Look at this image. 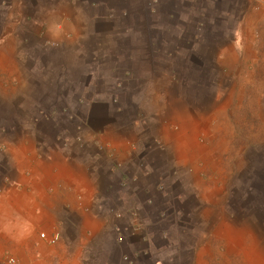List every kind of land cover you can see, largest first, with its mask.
I'll use <instances>...</instances> for the list:
<instances>
[{
	"label": "rangeland",
	"instance_id": "rangeland-1",
	"mask_svg": "<svg viewBox=\"0 0 264 264\" xmlns=\"http://www.w3.org/2000/svg\"><path fill=\"white\" fill-rule=\"evenodd\" d=\"M92 1L0 0V189L33 153L72 166L86 205L57 230L83 264H264L255 2L145 0L159 48L102 63Z\"/></svg>",
	"mask_w": 264,
	"mask_h": 264
},
{
	"label": "crops",
	"instance_id": "crops-1",
	"mask_svg": "<svg viewBox=\"0 0 264 264\" xmlns=\"http://www.w3.org/2000/svg\"><path fill=\"white\" fill-rule=\"evenodd\" d=\"M253 1V25L264 23V0ZM253 42L258 45L257 40ZM37 155L32 154L33 170L29 175L14 180L16 186L0 189V264L4 254L13 256L18 264H83L81 252L65 247V235L58 247L49 248L39 234L57 231L59 210L76 208L79 202L81 207L86 205V199L79 201V192L84 188L69 175L72 166L67 162Z\"/></svg>",
	"mask_w": 264,
	"mask_h": 264
},
{
	"label": "trees",
	"instance_id": "trees-1",
	"mask_svg": "<svg viewBox=\"0 0 264 264\" xmlns=\"http://www.w3.org/2000/svg\"><path fill=\"white\" fill-rule=\"evenodd\" d=\"M117 1H120L121 7L115 3H107V0L92 1V6H100L101 11V14L94 16L95 29H102L101 36L94 38L92 46L89 47L90 56L97 62H117L120 58L129 61L138 55L150 54L159 48L162 40L160 31L164 28L156 22H149L151 14L145 0H142V5L146 7L143 12L123 10L122 4L126 1ZM140 18L143 20L142 28Z\"/></svg>",
	"mask_w": 264,
	"mask_h": 264
},
{
	"label": "built area",
	"instance_id": "built-area-1",
	"mask_svg": "<svg viewBox=\"0 0 264 264\" xmlns=\"http://www.w3.org/2000/svg\"><path fill=\"white\" fill-rule=\"evenodd\" d=\"M40 240L47 243L49 246H56L58 245L62 240V233L60 231H53L52 233L48 232H41L39 234ZM10 264H15L16 260L14 258L9 259Z\"/></svg>",
	"mask_w": 264,
	"mask_h": 264
}]
</instances>
